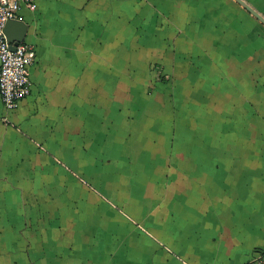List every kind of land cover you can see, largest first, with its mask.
Listing matches in <instances>:
<instances>
[{
    "label": "crops",
    "instance_id": "obj_1",
    "mask_svg": "<svg viewBox=\"0 0 264 264\" xmlns=\"http://www.w3.org/2000/svg\"><path fill=\"white\" fill-rule=\"evenodd\" d=\"M35 5L31 92L0 96V264L264 254V25L235 0Z\"/></svg>",
    "mask_w": 264,
    "mask_h": 264
},
{
    "label": "built area",
    "instance_id": "obj_2",
    "mask_svg": "<svg viewBox=\"0 0 264 264\" xmlns=\"http://www.w3.org/2000/svg\"><path fill=\"white\" fill-rule=\"evenodd\" d=\"M22 5L35 8V0H0V96L8 110H15L31 92L30 68L36 59L35 46L22 42L14 50L8 42L5 25L19 19ZM250 264H264V254Z\"/></svg>",
    "mask_w": 264,
    "mask_h": 264
},
{
    "label": "water",
    "instance_id": "obj_3",
    "mask_svg": "<svg viewBox=\"0 0 264 264\" xmlns=\"http://www.w3.org/2000/svg\"><path fill=\"white\" fill-rule=\"evenodd\" d=\"M242 5L250 14L256 17L264 25V15L258 12L245 0H235ZM29 25L21 19H11L5 25V33L10 43L11 49H15L20 43L25 41Z\"/></svg>",
    "mask_w": 264,
    "mask_h": 264
},
{
    "label": "rangeland",
    "instance_id": "obj_4",
    "mask_svg": "<svg viewBox=\"0 0 264 264\" xmlns=\"http://www.w3.org/2000/svg\"><path fill=\"white\" fill-rule=\"evenodd\" d=\"M162 78H167L166 76H161L160 79L162 80ZM80 173L81 176H83L85 179H87V181L85 180V182L91 186L93 189L96 190H103L100 185L96 182V178L92 175H88V176H84V172L83 171H78Z\"/></svg>",
    "mask_w": 264,
    "mask_h": 264
}]
</instances>
